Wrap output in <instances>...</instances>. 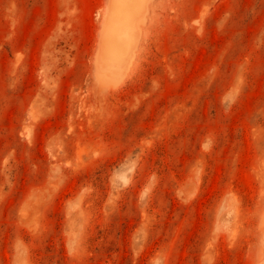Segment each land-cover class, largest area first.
I'll return each mask as SVG.
<instances>
[{"label": "rangeland", "instance_id": "rangeland-1", "mask_svg": "<svg viewBox=\"0 0 264 264\" xmlns=\"http://www.w3.org/2000/svg\"><path fill=\"white\" fill-rule=\"evenodd\" d=\"M113 8L0 0V264H264V0Z\"/></svg>", "mask_w": 264, "mask_h": 264}, {"label": "bare ground", "instance_id": "bare-ground-1", "mask_svg": "<svg viewBox=\"0 0 264 264\" xmlns=\"http://www.w3.org/2000/svg\"><path fill=\"white\" fill-rule=\"evenodd\" d=\"M126 6H127V0H115V9L113 8V11H114L115 14L118 15L120 10L124 9ZM115 34L110 39V40H112V42L116 39L115 36H119V33L115 32Z\"/></svg>", "mask_w": 264, "mask_h": 264}]
</instances>
